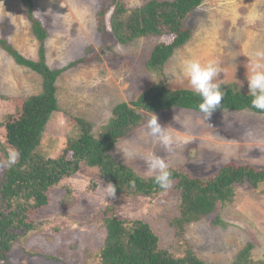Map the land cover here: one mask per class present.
<instances>
[{
  "label": "rangeland",
  "instance_id": "1",
  "mask_svg": "<svg viewBox=\"0 0 264 264\" xmlns=\"http://www.w3.org/2000/svg\"><path fill=\"white\" fill-rule=\"evenodd\" d=\"M35 14L49 32L47 62L63 68L87 58L60 74L57 80L59 110L42 137L40 148L48 156L62 153L68 137L76 136L73 117L93 124L99 134L122 101L136 99L157 83L159 75L146 62L155 45L172 36L139 38L127 45L112 33L114 6L105 0H34ZM136 7L149 0H124ZM106 6L104 33L98 30V12ZM191 32L188 42L167 61L164 79L170 89H191L181 73L182 63L197 58L201 63L219 62L221 87L250 92L246 65L254 48H264V0H205L185 20ZM0 38H6L29 59L38 60L35 38L22 0H0ZM42 77L21 66L0 45V122L15 120L24 99L42 91ZM156 115L177 138L168 153L147 135L146 122ZM12 117V118H11ZM6 122V121H5ZM5 141V129L0 126ZM136 153L126 159L122 150ZM11 150V148H9ZM113 156L143 177H152L145 157L155 154L193 177H211L224 165L249 164L264 169V114L250 110L213 112L210 119L192 110L173 108L151 113L143 123L118 140ZM6 161L0 152V162ZM6 168H0V178ZM97 168L83 167L49 191V203L34 214L37 228L21 232L13 244L12 264H97L96 254L104 245L107 229L104 210L113 203L119 217L141 219L155 230L162 248L183 255L191 248L212 264H232L239 252L252 245L254 259L264 258V184L235 186L231 202L184 229L173 225L180 215V195L172 188L152 196L128 199L106 197L108 183ZM216 219H219L216 222ZM54 256V257H53Z\"/></svg>",
  "mask_w": 264,
  "mask_h": 264
},
{
  "label": "trees",
  "instance_id": "2",
  "mask_svg": "<svg viewBox=\"0 0 264 264\" xmlns=\"http://www.w3.org/2000/svg\"><path fill=\"white\" fill-rule=\"evenodd\" d=\"M22 1L32 32L39 42V58H27L6 38H0V45L17 64L40 74L43 88L41 92L24 99L15 120L0 122L5 129V141L0 136V152L5 160L9 148L20 153L17 164L6 168L0 178V264H12L9 255L13 244L21 236L20 231L37 228L33 217L38 208L49 203V191L83 167L97 168L102 179L115 185V199H138L164 192L154 182V176H141L131 166L117 160L112 152L118 140L140 126L151 113L173 108L199 112L200 102V97L192 89H170L163 76L167 61L191 37L185 20L205 0H149L136 7L127 6L124 0H105L111 1L114 6L111 26L118 43L127 45L142 37L172 36L170 42L155 45L146 62L148 70L156 72L159 79L136 99L116 104L112 117L98 135L94 133L90 121L80 116L73 117L72 124L77 135L68 137L60 155L48 156L40 145L47 124L59 110L58 77L64 70L85 62L87 58L71 62L63 68H51L46 49L49 32L35 14V1ZM107 11L104 6L98 12L100 33H104ZM221 89L225 95L221 108L215 111L250 110L264 114V111L251 107L250 92ZM170 171L173 180L171 188L180 195V215L173 221L179 232L187 223L199 221L215 212L220 204L231 202L237 184L249 182L254 188L264 184V169L242 163L224 165L215 175L204 178L190 176L178 168H170ZM115 208L111 203L101 217L107 236L96 254L97 264H212L202 260L191 248L183 255L172 254L161 247L160 238L149 223L119 217ZM251 250L252 245L247 244L232 264H264V258L254 259Z\"/></svg>",
  "mask_w": 264,
  "mask_h": 264
},
{
  "label": "clouds",
  "instance_id": "3",
  "mask_svg": "<svg viewBox=\"0 0 264 264\" xmlns=\"http://www.w3.org/2000/svg\"><path fill=\"white\" fill-rule=\"evenodd\" d=\"M249 62L246 65L248 87L250 89L251 107L264 111V48H254L249 53ZM223 70L218 61L210 60L201 63L199 59L192 58L183 61L181 73L187 78L193 92L200 97L198 110L207 121L213 112L221 108V103L225 92L221 89L219 79ZM147 135L151 141L161 145L168 153L175 150L177 138L169 131V127H164L159 123L156 115L146 122ZM122 150L126 159L136 155L128 148ZM20 158V153L16 149H11L7 153L6 161L0 162V168H11L16 165ZM149 173L154 175V182L163 190L167 191L173 186L172 173L169 162L155 154L145 157ZM106 197L115 199L116 186L111 183L106 188Z\"/></svg>",
  "mask_w": 264,
  "mask_h": 264
}]
</instances>
